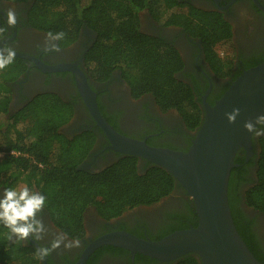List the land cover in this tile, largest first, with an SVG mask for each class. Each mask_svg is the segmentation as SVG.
Returning a JSON list of instances; mask_svg holds the SVG:
<instances>
[{
    "label": "trees",
    "instance_id": "16d2710c",
    "mask_svg": "<svg viewBox=\"0 0 264 264\" xmlns=\"http://www.w3.org/2000/svg\"><path fill=\"white\" fill-rule=\"evenodd\" d=\"M33 3L31 25L46 33L63 31L64 44L77 38L84 23L97 30L98 39L86 56V69L91 76L106 79L114 68L121 67L134 96L151 93L163 110L176 108L192 130L200 127L202 109L195 100L193 88L176 77L183 66L179 52L171 46L165 48L163 41L144 34L140 30L139 12L148 8L157 16L167 10L168 16L178 18L174 20L202 37L211 50V63L217 71L224 69L225 62L214 48L223 40H231V26L221 16L191 6L177 14L178 0H34ZM6 32V21L0 14V37ZM26 69L27 62L16 56L12 64L0 70V187H11L21 179L30 191L44 194L45 207L52 220L74 238L84 235V214L90 206L101 217L111 219L134 207L157 203L174 190L177 182L172 174L157 165L140 174L137 158L132 155L98 173L81 169L80 164L93 145V134L88 130L70 139L60 133V128L72 118L74 107L55 93H40L9 115L10 84ZM20 122H27L25 128H14L13 135L6 133L7 128ZM242 161L237 154L235 162ZM243 169L233 167L231 171L230 207L239 233L264 263V251L236 218L233 188L237 173ZM256 175L245 200L247 205L264 212V136L260 139ZM178 221L169 232L187 228L183 220L178 218ZM191 221L197 226V214ZM8 234V228L0 223V264L40 263L34 247L13 242ZM137 257L160 263L140 252ZM176 264H200V261L189 253Z\"/></svg>",
    "mask_w": 264,
    "mask_h": 264
},
{
    "label": "flooded vegetation",
    "instance_id": "af4514ba",
    "mask_svg": "<svg viewBox=\"0 0 264 264\" xmlns=\"http://www.w3.org/2000/svg\"><path fill=\"white\" fill-rule=\"evenodd\" d=\"M33 1L0 0V14L5 21L9 9L16 13L17 20L15 26L6 24L7 32L0 37V49L10 47L34 58H22L27 62L26 72L10 84L12 99L9 115L22 109L40 93H55L66 102H71L74 107L72 118L60 128V133L70 139L88 130L93 134V145L81 162V169L98 173L128 156L129 154L111 147L108 136L96 123L85 103L78 87L76 73L72 70L49 71L45 67L72 64L85 73L90 88L96 94L103 117L116 131L130 138L145 140L152 146L180 151H187L190 148L199 127L192 130L176 108L163 110L151 93L134 96L121 67L114 68L106 79L89 74L86 69V56L98 39L97 30L84 23L74 41L68 44L61 40L52 41L46 32L34 28L30 23ZM178 2L175 6L177 14L187 11L191 6L205 12L216 13L231 26V40H223L214 49L222 60L223 56L219 49L226 47V50H231L234 54L233 64L229 69L225 66L222 71H217L211 63L209 55L211 50L203 42L202 37L174 20L178 18L168 16L167 10L165 12L164 9L162 14L157 16L148 8L139 12L140 30L163 41L167 45L165 48L171 46L179 52L183 66L176 73V77L193 88L195 100L202 109L203 117L205 102L214 105L237 77L264 61V0H178ZM53 43L58 45V50L51 48ZM262 130L264 123H259L252 135L251 151L242 148L237 153L238 158L243 161L237 163L235 167L244 169L237 173L233 199L237 220L244 224V228L247 227L246 230L253 242L264 251V212L247 205L245 200L246 191L257 179L260 139L264 136ZM136 158L140 174H144L154 165L147 159L138 156ZM2 188L4 186L0 187V191ZM196 214L188 192L177 183L174 190L157 203L134 207L115 218L105 219L99 215L95 207H88L84 214L85 233L78 238L70 237L57 226L45 207L41 213H37L38 219L43 223V231L35 234L38 238H34L30 233L27 239H17L13 236L11 241H20L25 246L34 247L39 254V264H46L45 261L47 264H77L86 248L105 234L128 231L139 237L158 240L171 233L169 229L175 227L179 222L178 218L186 223L187 228L192 227L191 219H195ZM8 230L10 233V229ZM113 247L115 249H112ZM41 248L48 249L46 255L41 254L39 251ZM137 253L133 255L123 247L105 244L89 255L86 264H153L138 258ZM183 256L159 264H176Z\"/></svg>",
    "mask_w": 264,
    "mask_h": 264
},
{
    "label": "water",
    "instance_id": "95a60500",
    "mask_svg": "<svg viewBox=\"0 0 264 264\" xmlns=\"http://www.w3.org/2000/svg\"><path fill=\"white\" fill-rule=\"evenodd\" d=\"M15 53L20 58L34 59L25 53ZM45 67L49 71H74L85 103L108 136L111 147L147 159L172 174L188 192L198 216L197 226L173 231L158 240L128 231L105 234L86 248L77 264H86L89 255L105 244L123 247L133 255L140 252L160 262L193 253L200 264H264L239 233L229 202L236 154L242 148L251 151L252 135L259 124L257 117L264 114V61L237 77L214 105L205 102L202 123L187 151L152 146L145 140L122 135L103 117L96 94L81 69L72 64ZM234 108L239 113L230 122L227 114ZM249 122L253 126L251 131L245 126ZM42 259L45 261L43 256Z\"/></svg>",
    "mask_w": 264,
    "mask_h": 264
},
{
    "label": "clouds",
    "instance_id": "9594fccd",
    "mask_svg": "<svg viewBox=\"0 0 264 264\" xmlns=\"http://www.w3.org/2000/svg\"><path fill=\"white\" fill-rule=\"evenodd\" d=\"M17 23L16 13L9 9L6 12V24L8 26H15ZM47 36L52 41L62 40L65 36L63 31L53 33L49 31ZM52 49L58 50L56 43L51 44ZM15 50L10 47L0 49V70L5 69L15 60ZM239 113L238 108H234L232 112L228 113L230 122L235 121ZM257 123H264V114L257 117ZM250 131L252 129L251 123L245 125ZM264 131V130H262ZM260 134V133H258ZM46 196L40 192H32L25 186L19 191L11 187H4L0 191V222L10 229L8 238L15 236L17 239H27L29 234H35L43 231V223L37 217V213H41L45 208ZM58 243V242H57ZM48 249L41 248L42 254H47Z\"/></svg>",
    "mask_w": 264,
    "mask_h": 264
},
{
    "label": "rangeland",
    "instance_id": "374dc122",
    "mask_svg": "<svg viewBox=\"0 0 264 264\" xmlns=\"http://www.w3.org/2000/svg\"><path fill=\"white\" fill-rule=\"evenodd\" d=\"M225 48L226 47L220 48L219 49V53L223 56V61L225 62L226 69H229V68L232 67L234 54L232 53L231 50H226ZM0 78H1V76H0ZM26 124H27V122H20L15 127L7 128L6 129V133L8 132L9 134L13 135L14 134V131H15L14 128H16V129H22V128H25ZM25 186H26L25 183H23L21 179H18L11 186V188H14L17 191H19L20 189H22Z\"/></svg>",
    "mask_w": 264,
    "mask_h": 264
},
{
    "label": "built area",
    "instance_id": "2783aa9c",
    "mask_svg": "<svg viewBox=\"0 0 264 264\" xmlns=\"http://www.w3.org/2000/svg\"><path fill=\"white\" fill-rule=\"evenodd\" d=\"M12 153H15V152H12ZM0 155H2V154L0 153Z\"/></svg>",
    "mask_w": 264,
    "mask_h": 264
}]
</instances>
